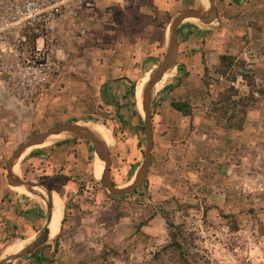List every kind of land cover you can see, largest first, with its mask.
Wrapping results in <instances>:
<instances>
[{
  "label": "rangeland",
  "instance_id": "1",
  "mask_svg": "<svg viewBox=\"0 0 264 264\" xmlns=\"http://www.w3.org/2000/svg\"><path fill=\"white\" fill-rule=\"evenodd\" d=\"M22 1L0 0V261L22 241L34 239L46 221L40 196L8 185L6 163L14 150L50 128L89 124L109 137L112 183L129 186L143 162L146 139L135 102L142 88L134 96L128 90L160 66L168 35L164 26L172 17L208 8L201 0H145V20L139 23L145 28L138 30L131 27L132 11L120 14L113 6L111 15L104 11L107 0H95L84 6L87 13L56 26L49 47L53 60L27 78L19 74V59L33 47L32 38L4 27L7 8ZM138 1L123 0L130 6ZM215 4L213 24L187 20L183 28L190 33H180L178 40L184 46L187 38L196 44L209 39V51L235 61L222 78L215 73L219 65L185 73L179 54L182 72H174L151 101L152 159L141 187L124 197L110 196L93 176L97 156L83 140L61 137L22 156L18 178L49 187L63 213L46 244L11 264H264V136L249 144L233 138L239 130L228 129L264 106V75L256 77L254 68V60L264 56V0ZM137 39L143 42L139 54ZM241 75L251 76L254 87ZM230 86L242 97L259 94L245 106L220 103ZM174 101L188 103L190 116L175 115ZM215 128L228 135L212 134ZM154 216L160 217L159 236L145 243L139 232Z\"/></svg>",
  "mask_w": 264,
  "mask_h": 264
},
{
  "label": "water",
  "instance_id": "2",
  "mask_svg": "<svg viewBox=\"0 0 264 264\" xmlns=\"http://www.w3.org/2000/svg\"><path fill=\"white\" fill-rule=\"evenodd\" d=\"M209 7L206 12H199L196 10H187L175 15L170 21L168 27L166 53L161 65L152 71L149 75L148 80L143 85L140 96V116L145 129V153L144 158L139 170L136 174L134 181L127 187L118 188L114 186L110 176V149L105 142L89 130L87 127L89 124L81 123H69L58 127L50 128L43 133L37 134L30 138L27 142L19 145L6 164V179L8 185L14 188H23L25 191L40 196L46 206V221L40 232L30 242H28L20 251L9 255L7 258L0 261V264H11L12 262L22 257L31 255L37 248L46 244L50 238L49 225L52 221V194L53 191L42 184H35L33 182L21 181L14 169L21 160L22 156L30 149L41 147L46 144L55 143L58 138H74L89 142L97 158L103 163V171L99 179L103 189L112 197H124L129 195L141 187L147 179L148 170L152 159L153 149V130L151 123L150 105L155 93L156 86L162 81L165 74L172 71L175 67V60L177 55V30L182 21L186 19H197L202 23H208L213 20L216 15V8L214 0H208ZM214 17V18H213ZM135 95V93H134ZM136 98V97H135ZM43 189L45 195L38 193L35 189Z\"/></svg>",
  "mask_w": 264,
  "mask_h": 264
},
{
  "label": "crops",
  "instance_id": "3",
  "mask_svg": "<svg viewBox=\"0 0 264 264\" xmlns=\"http://www.w3.org/2000/svg\"><path fill=\"white\" fill-rule=\"evenodd\" d=\"M144 1L145 0H141V1L139 0L138 3L135 6H130L129 4L126 5L127 3L125 4L123 2V0H107V2H109V4H107L108 10L105 8L104 11L106 13L107 12H110L111 15H113L116 12H119L120 14H124L125 12L128 13V12H131L132 11V16H133L134 20L131 23L132 24L131 27L140 30V29H144L145 28L144 27V24L143 25H140L139 24L140 23V20H143V21L145 20L144 17L146 15V12L143 9ZM94 3H95V0H87L85 2V5H83L82 7H77L75 9V11L77 13L75 17H79V15H81L82 13H84V14L87 13V10H85L84 6L92 7L94 5ZM207 3H208V0H207ZM214 3H215V0H214ZM113 6H117L118 7L116 12L113 10ZM208 7H209V3H208ZM215 8H216V4H215ZM187 10H196V11H199V12H202L203 13V12H206L208 10V8L206 10H197V9H187ZM187 10H185V11H187ZM157 12H159L161 14V13H164L165 11H163L160 8H158ZM181 12H184V11H181ZM181 12H178V13H181ZM73 19L74 18L68 19V20H66L64 22L73 21ZM191 19H193V18H191ZM215 19L216 18H214L213 20L209 21L206 24L204 23V24L205 25H211V24H213V22L215 21ZM187 20H190V19H186V20L182 21L181 24L178 27V30H177V55H176V60H175V67L173 68L172 71H169V72H167L165 74V76L163 77L161 83L159 84L158 88L155 91H158L162 86H164L167 83V81L171 78L172 74L178 70L179 54H180V57L182 56L181 58L183 60V62L181 64H185V66H186L185 73H187V71H189V73H193V72L195 73V72H197V71L200 70V67H202V69L203 68H208L209 70H211V68H214L215 69L219 65V56L225 54V53H222V54H218L217 53V54H215L212 51H209V50H211V47H212V45H211L212 42L211 41H208L209 39L208 40H205L204 41L205 43L196 44V43H194V41L192 39H188L187 38L186 39L187 42L185 43V45L184 46L183 45L181 46V43L178 40L179 34L180 33H184L185 35L188 36L189 33H190V32L187 31L186 28H183V26H184L183 23L185 21H187ZM194 20L196 21L197 19H194ZM118 21L117 20H114V19H111V22L112 23L113 22L116 23ZM169 25H170V22H169L168 26H166L167 28L166 27L164 28V31H167L168 30ZM164 37H163V41H166V39H164ZM140 40L141 39H137L134 42V46H135V49H136V54H139V52L141 50V47L140 46H141V44L143 42H141ZM258 43L259 42H256L257 46L260 45ZM179 46H181L180 49H179ZM217 47L219 48V45H217ZM220 47H223V45H221ZM206 50H207V52H206L205 56L203 57L202 53L204 51H206ZM165 53H166V51H165ZM164 57H165V55H164ZM164 57H163V59H164ZM163 59H162V61H163ZM201 59H203L204 61H202ZM254 62L256 63V65L254 66L255 73H256V77L257 76L259 77L261 75H264V56H259L257 59L254 60ZM190 77H192V76H190ZM146 79H148V74H146L136 84V86H135V90L136 91H138V92L140 91V89L142 88V86L145 84L144 82H145ZM135 102L137 104V107L139 108L140 107L139 98ZM172 111L174 112L175 115L178 116V114H179L178 112H176L173 109H172ZM196 111L197 110L193 109L192 115H195L197 113ZM179 116L181 117V120H184L185 119V117L184 116H181V114H179ZM262 124H264V106L260 105V107H257V109H255V112L254 111H249L247 113V117L245 119V122L242 125L241 130H239L241 133H239V135H235L233 138L234 139H240V140L244 139L245 141L248 140V141H250L249 144L250 143H253L254 142L252 140L253 137H259V136L261 137V136H264V132L261 130V125ZM87 128L88 129H97V130H100L102 132L103 136L105 137V139L107 140V145L109 146V137L106 134V131H104V130H102L100 128H97V127H93L91 125H88ZM212 134H221V136H227L228 135V133L226 131H221V130L218 131V129H216V128L212 131ZM195 138H196V136L193 135V138L191 137V140L193 141ZM215 142H217V140L214 139V143ZM1 159H2V156L0 155V160ZM94 163H95V161L92 163L93 164V169H92L93 176H94ZM102 171H103V167H102V163H101V166H100L99 171H98V173H99L100 176H101ZM62 213H63V203L62 202H57V201H55L53 199L52 200V221H51V224L49 225V228H48L50 235L52 234V232L55 229V227H57V224L60 223L61 218H62ZM57 214L60 217L59 218V222L57 221ZM159 220H160V217L159 216H154L153 219L150 220L147 225L143 226L140 229V232H139V235L141 237L140 240L143 239L144 242L147 241L148 243H151L152 241H154V239L156 237L159 236V235H157V231L155 229L156 225L159 224ZM26 241H28V240H26ZM26 241H22V244L24 242H26ZM18 247L16 246V248L12 249L7 255L13 254L17 250Z\"/></svg>",
  "mask_w": 264,
  "mask_h": 264
},
{
  "label": "built area",
  "instance_id": "4",
  "mask_svg": "<svg viewBox=\"0 0 264 264\" xmlns=\"http://www.w3.org/2000/svg\"><path fill=\"white\" fill-rule=\"evenodd\" d=\"M86 1L23 0L7 8V21L4 27L13 31H25L32 38L33 47L29 53L25 51L20 53L19 60L22 61L19 66L20 76L30 78L36 72H43L47 68L49 62L53 60L49 47L53 41L54 29L58 23L74 18L77 14L75 9L85 5ZM7 75L15 74L8 72Z\"/></svg>",
  "mask_w": 264,
  "mask_h": 264
},
{
  "label": "trees",
  "instance_id": "5",
  "mask_svg": "<svg viewBox=\"0 0 264 264\" xmlns=\"http://www.w3.org/2000/svg\"><path fill=\"white\" fill-rule=\"evenodd\" d=\"M164 28H165V26H164ZM234 61H235V59L229 55H220L219 56V67L215 70V73H217L219 76H221L223 78L225 76V74L227 73L228 69L230 67H232V64L234 63ZM178 71L182 72V67L178 66ZM241 78L246 79V81L248 83V85H247L248 88L254 87V82H253V79L251 76L241 75ZM180 81H181V78L179 77L177 82L179 83ZM234 82H235V79H234V81H232V83H234ZM134 91H135V86H134V84H131L127 94L134 96ZM254 93L259 94L258 92H251V94L248 97H242L241 95L239 96L238 91L233 86H230L226 90L225 95L222 96V98H221L222 102H220L221 100L219 102L220 103L231 102L233 107H237L240 105L245 106L243 103L244 102L247 103V102L253 100V98L250 99V97L253 96ZM232 98H237V101H231ZM171 108L173 110H175L176 112L182 114L184 117H189L191 114V107L188 103H185V102L174 101L171 103ZM219 110H221V111L225 110V114H227V112H228V109H226L224 107H220ZM241 113L245 117L246 116V109H242ZM151 115H152V113H151ZM241 128H242V123L237 124V125H233V126H228V129L240 130ZM72 142H78V140H72ZM174 246L179 247L177 244H174Z\"/></svg>",
  "mask_w": 264,
  "mask_h": 264
},
{
  "label": "bare ground",
  "instance_id": "6",
  "mask_svg": "<svg viewBox=\"0 0 264 264\" xmlns=\"http://www.w3.org/2000/svg\"><path fill=\"white\" fill-rule=\"evenodd\" d=\"M201 4L204 6V7H206L207 6V1L206 0H201ZM190 20H192V21H195L194 19H190ZM161 83V82H160ZM159 83V84H160ZM159 84L156 86V88H155V90L158 88V86H159ZM89 130H91L93 133H95L97 136H99L104 142H105V144L107 145V140L105 139V137L103 136V134H102V132L100 131V130H97V129H89ZM101 161L100 160H98V158H96V160H95V163H94V177L96 178V179H100V175H99V173H98V171H99V168H100V166H101ZM14 171L16 172V168L14 169ZM28 242H30V240H28V241H26V242H24L21 246H19L18 248H17V250L14 252V253H17L18 251H20ZM16 248V247H15ZM13 253V254H14Z\"/></svg>",
  "mask_w": 264,
  "mask_h": 264
}]
</instances>
